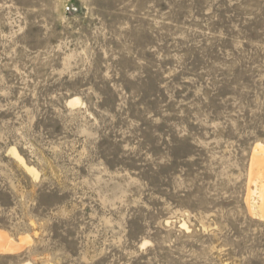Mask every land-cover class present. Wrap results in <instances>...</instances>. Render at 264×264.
<instances>
[{"label":"rangeland","instance_id":"obj_1","mask_svg":"<svg viewBox=\"0 0 264 264\" xmlns=\"http://www.w3.org/2000/svg\"><path fill=\"white\" fill-rule=\"evenodd\" d=\"M257 143L264 0H0V264H264Z\"/></svg>","mask_w":264,"mask_h":264},{"label":"bare ground","instance_id":"obj_2","mask_svg":"<svg viewBox=\"0 0 264 264\" xmlns=\"http://www.w3.org/2000/svg\"><path fill=\"white\" fill-rule=\"evenodd\" d=\"M76 105H79L78 99L70 102V106ZM246 202L251 214L254 215L256 212L264 214V143H257L252 150ZM28 240L20 237L18 243L15 244L5 231L0 230V254H16L21 251Z\"/></svg>","mask_w":264,"mask_h":264}]
</instances>
